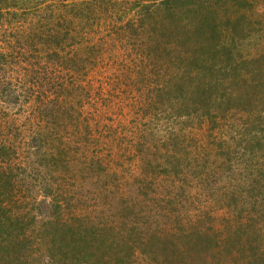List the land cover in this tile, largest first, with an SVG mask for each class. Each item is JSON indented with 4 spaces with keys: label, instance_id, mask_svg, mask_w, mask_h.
<instances>
[{
    "label": "trees",
    "instance_id": "16d2710c",
    "mask_svg": "<svg viewBox=\"0 0 264 264\" xmlns=\"http://www.w3.org/2000/svg\"><path fill=\"white\" fill-rule=\"evenodd\" d=\"M27 1L0 0V27L9 30L0 28V119L10 117L17 104L30 99L38 117L30 135L36 160L28 152L22 158L18 139L1 136L3 128L12 126L0 123V264H139L138 256L148 264H212L216 255L225 264H264L262 247L246 255L250 241L241 233H246L254 213L246 214L237 198L227 204L236 215L218 228L198 218L184 223L173 220L146 232L136 221L123 229L126 218L119 228L89 218L80 209L74 211L78 192L71 191L77 186L72 180L81 176L79 172L107 174L95 147L100 143L97 134L108 131L95 121L93 128L88 123L75 129L74 145L62 135L80 120L86 102L95 96L87 80L99 63L98 41L87 35L107 25L142 35V22L155 16L151 8L159 7L155 11L163 14L154 34L159 40L166 38L165 51L179 66L176 75L155 89L152 107L145 112L164 122L200 118L217 131L239 113L236 144L240 155L249 157L245 167L256 168L254 185L263 184L264 162L254 157L264 149V0H142L143 17H132L125 25L116 17L124 12L119 0H63V11H58L55 0H32L31 6ZM42 8L49 12L39 13ZM31 10L34 17L20 25L19 17L32 14ZM44 81L49 91L42 89ZM173 126L166 123L165 136L156 143L160 155L155 153L145 163L167 180L180 175L181 164L187 161L180 156L181 144L190 139L189 133L174 132ZM219 143L217 148L225 150L230 141L222 138ZM83 147H93L91 154L73 152ZM225 155L232 160L231 153ZM77 164L78 170H73ZM149 181L143 186H150ZM167 186L178 188L175 181ZM39 195L46 207L37 200ZM151 197L165 205L177 202L156 193ZM130 203H123L125 210L135 207ZM166 214L175 218L172 211Z\"/></svg>",
    "mask_w": 264,
    "mask_h": 264
},
{
    "label": "rangeland",
    "instance_id": "374dc122",
    "mask_svg": "<svg viewBox=\"0 0 264 264\" xmlns=\"http://www.w3.org/2000/svg\"><path fill=\"white\" fill-rule=\"evenodd\" d=\"M55 1L60 6L63 0ZM27 2L30 3L29 6L34 3L32 0ZM119 3H121L119 9H124L126 14L124 12L122 14L120 10L116 17H121L123 25L132 17L135 19L143 17L139 6L143 3L142 0H119ZM63 8L58 7V11L60 9L63 11ZM157 8L159 7L151 8L155 16L153 14L152 18L146 16V22H142L145 26L140 29L142 35H137L118 25L116 27L107 25L98 33L87 35L88 39L98 41L96 50L99 63L92 67L91 77L87 80L89 91L95 96L90 102H86L82 112L81 109L79 110L82 113L80 120L75 121L70 128H65L62 135L67 143L74 145L72 137H74L75 129L82 128V125L88 123L93 128L96 126L95 121L100 123L98 128L106 129L108 133L97 134L96 137L100 138V143L95 148L101 155L107 174L98 177L89 171L79 172L78 175L81 176L72 180L77 186L71 191H75V194L78 192L74 202L72 200L73 209L74 211L76 208L80 209L79 212L84 215L89 214V218L110 222L118 225L119 228L124 226L123 219L126 218L128 224L123 229L130 228L136 221L140 230L147 232L158 227H166L173 220L184 223L189 220H198V218L218 228L224 227L226 222L236 215V211H231L232 208L227 207V204L229 200L237 198L236 202L247 208L246 214L254 213V218H251L244 228L246 233H241L243 239L250 241L245 250L246 255L254 253L255 247H262L264 251V182L254 185L256 168L247 169L245 167L249 157L241 156L239 143L236 144L237 133L234 127L238 125L242 115L235 114L234 119H229L225 123L224 130L219 128L217 131V128H213L211 124L207 121L203 122L200 118L164 122L145 112L147 108L152 107L151 98H155V89H161L167 83L168 78L176 75L175 72L179 66L173 61L170 53L165 51L164 39L166 38L159 40L154 34L156 22L161 20L163 14V10L155 11ZM31 11L32 14L25 15L23 18L19 17V21L18 18L11 21L16 20L20 25L25 26L34 17L35 11ZM47 12L49 10L44 8L39 11L43 14ZM118 22L114 21L115 24ZM0 28L2 30L4 28L5 31L7 26ZM30 28L32 27L28 28L29 31ZM147 29L149 31H146ZM72 48L76 49V47ZM144 54L148 56L145 57ZM166 57H171L169 63H166ZM49 88L50 85L44 81L42 89L49 91ZM35 109L30 99L17 104L10 117L5 116L0 119L1 124L12 126L9 129L3 128L1 136H8L13 140L18 139L16 145L22 158L27 156V152L33 159L36 156L31 149L32 138L30 136L32 129L37 125L35 120L38 117ZM166 123L169 126L174 124L172 128L174 132L180 131L181 134L187 132L190 136L187 142L181 144L180 154L183 159L190 160L188 161L190 165L187 166V161H184L185 163L181 164L180 175H173V178L169 180L157 170V172H152L154 170H150L145 164L155 153H159L156 143H160L165 136L163 129ZM13 130H15L14 133H12ZM115 136L116 139L113 138ZM222 138L230 141L229 147H225V150L217 148ZM214 142L217 144L212 146ZM209 145L211 148H206ZM152 146H154L153 149L149 150ZM184 146L187 147L184 148ZM92 149L93 147L89 149L83 147L80 152H73L90 155ZM226 151L231 153L232 160L225 155ZM257 154L259 156H255L254 159L264 162V149ZM79 165L77 164V169L73 170H78ZM72 166L73 164H70V167ZM36 167H39L38 163ZM40 169L43 171L45 168L40 167ZM147 178L150 179V186H143ZM204 180L207 183H204ZM172 181L177 184V189L167 186ZM260 181L262 182L258 179V182ZM153 193L166 197V200L169 199L170 202H174L177 198V202L165 205L163 203L165 201L161 202L162 199H152ZM37 200H42L41 204L46 207L41 195ZM126 201L131 202L130 204L135 207L125 210L123 203ZM36 211L40 213L39 210L36 209ZM170 211L174 213L175 218L169 219L166 213ZM211 217L215 219L211 220ZM253 228H257L259 232L253 234L251 231ZM219 257L220 255H216L215 264H225L220 263ZM138 260L139 264H148L144 257L139 258L138 256Z\"/></svg>",
    "mask_w": 264,
    "mask_h": 264
}]
</instances>
